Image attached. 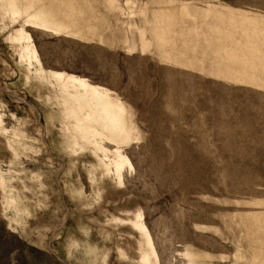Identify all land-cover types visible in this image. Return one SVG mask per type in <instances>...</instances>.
Instances as JSON below:
<instances>
[{"label": "rangeland", "instance_id": "374dc122", "mask_svg": "<svg viewBox=\"0 0 264 264\" xmlns=\"http://www.w3.org/2000/svg\"><path fill=\"white\" fill-rule=\"evenodd\" d=\"M222 16L264 35V0H0V264H264V90L187 68Z\"/></svg>", "mask_w": 264, "mask_h": 264}, {"label": "crops", "instance_id": "0c3cea01", "mask_svg": "<svg viewBox=\"0 0 264 264\" xmlns=\"http://www.w3.org/2000/svg\"><path fill=\"white\" fill-rule=\"evenodd\" d=\"M239 18L241 16H222L217 28L187 31V43L199 44L202 48L209 43L214 48L187 51V68L221 79L226 84L255 86L264 90V35H257L254 26L240 27L237 24ZM191 26L195 27L194 23ZM260 35H263L262 40ZM208 37H215L216 45Z\"/></svg>", "mask_w": 264, "mask_h": 264}]
</instances>
